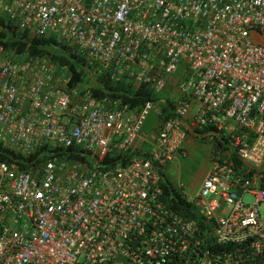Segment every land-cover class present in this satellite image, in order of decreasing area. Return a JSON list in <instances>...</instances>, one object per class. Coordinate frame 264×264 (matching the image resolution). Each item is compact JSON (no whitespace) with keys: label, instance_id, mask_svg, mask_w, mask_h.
<instances>
[{"label":"built area","instance_id":"obj_1","mask_svg":"<svg viewBox=\"0 0 264 264\" xmlns=\"http://www.w3.org/2000/svg\"><path fill=\"white\" fill-rule=\"evenodd\" d=\"M2 18L0 264H264V0H0ZM8 34L55 38L111 80L182 95L146 135L153 102L82 95L67 69L8 50ZM206 128L198 192L176 185L193 219L166 204L158 169ZM143 143L148 158L105 164ZM43 146L80 159L22 168Z\"/></svg>","mask_w":264,"mask_h":264},{"label":"trees","instance_id":"obj_2","mask_svg":"<svg viewBox=\"0 0 264 264\" xmlns=\"http://www.w3.org/2000/svg\"><path fill=\"white\" fill-rule=\"evenodd\" d=\"M0 20L2 24L5 21L3 18ZM8 40L5 46L8 50H13L14 53H28L32 57H44L46 60L50 59L52 63H57L59 68L67 69L69 73V87L79 88L82 95L92 93L99 100H107L113 103L119 102L123 108L140 110L144 108L146 102H153L155 106V103L159 101L153 92L144 86L134 88L131 85L125 84V82L111 80L108 69L93 64L86 53L80 52L77 48H73L68 44L59 43L55 38L16 40L8 34ZM176 100L177 98L171 97L160 104V124L155 128V133H159L164 121L174 114ZM198 132L206 134L209 130L206 128ZM215 142L219 143L216 137ZM150 151L151 146L143 143L142 146L133 148L125 154L109 153L105 164L111 166L118 164L126 165L134 158H148ZM62 156L80 159V154L75 152L74 149L51 150L47 146H43L27 160H24V163H19L22 168L29 169L32 167L36 169L41 163L54 158H61ZM2 157L13 162L7 155H3ZM233 158L238 166L242 165L236 156H233ZM167 169L165 171L158 169L162 175L161 187L164 201L176 213L197 219L198 213L192 211V208L195 210L196 206L184 199L175 183L171 180L172 177H168Z\"/></svg>","mask_w":264,"mask_h":264},{"label":"rangeland","instance_id":"obj_3","mask_svg":"<svg viewBox=\"0 0 264 264\" xmlns=\"http://www.w3.org/2000/svg\"><path fill=\"white\" fill-rule=\"evenodd\" d=\"M181 95L182 89L173 84H168L165 90L158 94L159 101L155 103L143 127V132L146 135L155 133V128L160 124V104L171 97L179 98ZM186 140L187 145H185ZM186 140L183 143V150L186 151L187 156H180L177 162L168 167L167 173L168 177H172L171 180L175 185L178 186V181L181 180L186 186L185 191L194 197L209 169V142L201 133H197L196 137L190 134ZM252 200L253 198L250 196L245 198L246 202Z\"/></svg>","mask_w":264,"mask_h":264},{"label":"clouds","instance_id":"obj_4","mask_svg":"<svg viewBox=\"0 0 264 264\" xmlns=\"http://www.w3.org/2000/svg\"><path fill=\"white\" fill-rule=\"evenodd\" d=\"M196 133H199V132H196ZM187 134H188V135L192 134V136L196 137V135H194L193 133H187ZM188 135H187V136H188ZM186 138H187V137H186ZM185 140H186V139H185ZM171 165H172V164H170V166H171ZM170 166H169V167H170Z\"/></svg>","mask_w":264,"mask_h":264},{"label":"crops","instance_id":"obj_5","mask_svg":"<svg viewBox=\"0 0 264 264\" xmlns=\"http://www.w3.org/2000/svg\"><path fill=\"white\" fill-rule=\"evenodd\" d=\"M185 145H187V140H186V142H185Z\"/></svg>","mask_w":264,"mask_h":264}]
</instances>
